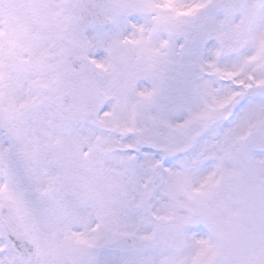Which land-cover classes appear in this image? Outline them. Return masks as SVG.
<instances>
[{"label":"snow or ice","instance_id":"6c2138e0","mask_svg":"<svg viewBox=\"0 0 264 264\" xmlns=\"http://www.w3.org/2000/svg\"><path fill=\"white\" fill-rule=\"evenodd\" d=\"M0 264H264V0H0Z\"/></svg>","mask_w":264,"mask_h":264}]
</instances>
